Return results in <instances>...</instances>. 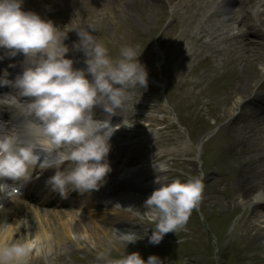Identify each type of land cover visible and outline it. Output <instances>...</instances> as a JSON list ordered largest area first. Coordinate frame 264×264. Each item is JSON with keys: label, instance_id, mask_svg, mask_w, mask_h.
Segmentation results:
<instances>
[{"label": "clouds", "instance_id": "obj_1", "mask_svg": "<svg viewBox=\"0 0 264 264\" xmlns=\"http://www.w3.org/2000/svg\"><path fill=\"white\" fill-rule=\"evenodd\" d=\"M22 3L0 0V49L10 57L17 52L23 55L22 70L12 79L6 69L0 70V86L14 90L0 93V107L20 118L8 127L0 121V178L27 182L34 169L39 175L51 168L44 183L61 198L71 191L97 190L111 171L107 159L110 137L120 127L110 124L108 117L132 99L134 89L147 85V71L138 60L141 50L123 45L111 57L88 31L73 28L79 39L72 47L85 57V67H73L72 59L65 56L67 31L22 9ZM93 106L102 108L103 119L94 118ZM151 166L156 173L153 183L158 186L144 199L141 218L153 225L147 239L156 244L165 233H175L186 223L201 199L203 173L181 181L169 179L166 162L153 160ZM18 188L13 191L18 193ZM142 236L127 231L114 239L125 248ZM52 252L50 236L0 240V264H30L33 258L46 259ZM105 264L162 261L154 254L142 259L132 251L108 258Z\"/></svg>", "mask_w": 264, "mask_h": 264}, {"label": "bare ground", "instance_id": "obj_2", "mask_svg": "<svg viewBox=\"0 0 264 264\" xmlns=\"http://www.w3.org/2000/svg\"><path fill=\"white\" fill-rule=\"evenodd\" d=\"M155 0H148L149 4H154ZM253 5V4H252ZM231 4L228 0H187L183 6L182 11L187 14L185 20L189 23L184 25V29L180 30L178 33L170 29V33L176 35L177 37L184 38L191 30H195V27L199 28V24L210 21L209 12H214L217 18L221 21L217 22L221 24L220 28L216 31L220 37L218 43L222 47L221 54L218 59V69L223 72L217 71L214 68L213 71L206 70L200 75L196 76V81L198 84L200 82H208L210 85H216L219 87L223 80H228L227 86L221 88V91L225 93V98L222 99L225 108L223 111L222 118H228L227 123L222 128V133L217 135L219 148L224 151H231L234 148L242 150L244 153H252L253 158L250 161H244L241 166H236L233 168L234 173V186L229 185L232 191H237V195L242 201L247 197L252 199L246 201L247 204H252L253 206L258 205L259 208L264 205V116L262 108H258L259 115L256 112L247 111L243 105V99L249 94V92L254 89L256 85V79L254 76L250 75L251 69L254 68L255 64H259L264 68V10L262 7L256 9L253 7L249 9V14L253 16L250 21L254 27H257L258 37H255L250 43L246 40L242 41L241 29L239 26L242 25L247 19L241 14H231ZM194 10V11H193ZM181 11V12H182ZM196 17V19H195ZM195 19L190 21V19ZM242 21V22H241ZM211 27L209 29H215L213 24H209ZM88 28V27H87ZM252 28V26H251ZM253 31H251L252 33ZM213 34V33H211ZM210 34V35H211ZM209 35V36H210ZM179 38V39H180ZM180 41V40H178ZM248 43V44H247ZM165 49L166 53L172 58L177 52L180 53V59L178 61V66L186 64L188 62L187 57L182 55L185 48H189L187 42H183L180 47L169 46ZM199 49L204 51L206 45L203 43L199 44ZM78 53L82 60L85 59L84 54L78 49ZM0 55H6L3 49H0ZM10 57V56H9ZM19 59L23 58V55L19 52L15 56ZM22 57V58H21ZM23 60V59H22ZM73 67L83 68L82 64L73 63ZM208 65H204V68ZM194 70L189 71L185 74L183 82L185 85L188 83V77L194 74ZM264 72V70H263ZM259 77V75H258ZM219 78V79H218ZM235 82L234 88L232 87ZM256 93V92H255ZM204 96L209 98V93L207 89L204 90ZM133 102L130 106H126L129 102H125V105L117 109L123 116L127 118H132L134 116H139L133 113L134 108L139 107V103H136L138 96H133ZM199 98L193 102L195 106H199ZM147 107V105H143ZM235 111V113H234ZM248 113V120L242 122V116ZM94 118L102 119L99 116H94ZM163 129H167L164 127ZM136 134L127 135L126 139H131ZM117 137L122 138V135L110 137V145L118 144ZM167 142V137L161 138L159 134L150 133L148 137H144L141 140H136L131 143L128 150H135L136 155L131 158L130 163L133 165H144L147 170H140L138 173L139 183L133 182H123L126 186L124 190L120 186L119 189L115 190L110 198H112L116 192H121V197L123 200H118L119 203L112 202V204L103 205L101 207H95L91 209L96 211L98 209H103L104 213L98 214L96 216L92 215H80L76 217V220L67 219L68 213L64 210H51V211H40L36 213L35 207H25L19 212H22V221H20L16 216L10 217L8 214L5 216H0V240L5 237L11 239H28L30 236H50L51 240L54 241L53 252L46 259L41 257H35L30 261V264H40V260L44 259L46 262L57 259H63L67 257L74 251H83L79 248L76 241L75 244L69 241L66 236L67 233H72L79 238L84 235L92 243V251L96 253H109L110 249L124 248L122 242H118L114 239L120 232L134 231L137 235H149L150 232L147 229L148 225L143 220L136 222V217L133 215V207L137 205L136 198L142 196L143 199L146 198L148 194L157 187L153 183V177L156 173L152 169V161H164V158L169 154L170 151L180 152L186 144L176 145L165 144ZM191 148H185L184 152H190ZM235 149V150H236ZM127 150V151H128ZM212 151L211 154H213ZM108 155V154H107ZM169 177V173H167ZM123 191V192H122ZM201 195L204 200H216L222 194L220 190H212L210 193L206 192L204 187ZM201 193V194H202ZM211 198V199H209ZM202 200V198L200 199ZM122 202V203H120ZM117 206V207H114ZM132 207V208H131ZM122 208H124L122 210ZM8 209V207H6ZM38 209V207H37ZM5 209L2 207L0 209V214ZM9 210V209H8ZM125 210V211H124ZM6 211V210H5ZM10 211V210H9ZM252 219H250V226H257L258 231L249 235V238H260L264 236V211L260 209H254ZM90 214V213H89ZM70 216V215H69ZM246 216V215H244ZM43 220V222H40ZM2 222V223H1ZM144 235V236H145ZM129 242L128 244H130ZM127 244V245H128Z\"/></svg>", "mask_w": 264, "mask_h": 264}, {"label": "rangeland", "instance_id": "obj_3", "mask_svg": "<svg viewBox=\"0 0 264 264\" xmlns=\"http://www.w3.org/2000/svg\"><path fill=\"white\" fill-rule=\"evenodd\" d=\"M179 2L180 0H155L154 4H149L147 0H25L21 7L24 10L36 12L43 19H50L54 26L61 27L64 25L65 29L70 32H76L73 28L84 30L85 25L88 24L86 26L91 27V35L94 39L103 43L108 49V55L111 57H115L118 49L123 45L135 46L137 50H141L138 60L145 66L146 71L149 72L152 70V72L157 73L158 71L154 66L158 68L157 64L161 62V54L156 43L159 33L163 31V38H165L163 42L166 45L170 40L174 42V38L176 37V35L170 33V29L175 28L176 31H179L185 25V22L179 23L183 17L180 10H177L180 5ZM179 12L180 14H176ZM99 14H103V21L101 22L96 17ZM64 27L61 28L64 29ZM205 39L207 38L203 37L202 40ZM150 50L152 51V57L148 58V52ZM198 61L199 57L188 62L184 70H190L191 66L195 65ZM209 64H215L214 60L209 62ZM170 67H175V60H172ZM190 78H194V76L192 75ZM190 80L195 81V78ZM204 85V83L199 84L197 90L204 89ZM224 86H227L226 82H223L219 87L213 85V88L218 94L224 95V92H221V88ZM216 91L212 92L215 93ZM157 95L161 105L166 106L160 90L157 91ZM210 101L212 106L208 104L207 108L202 109L198 114L192 113L189 103L184 102L187 109L185 110L186 114L181 115L182 122L187 123L189 132L193 133V135L195 134L194 142L196 144L201 134L213 135L221 126L219 123L215 124L212 117H210V115H214V110H210L213 109L212 107L216 100L214 101L210 98ZM216 108L220 115L222 107L218 104ZM154 113L155 111L152 112L153 115ZM155 117L158 118L160 115ZM167 121L174 123V120L170 118ZM121 122L128 126L125 119H122ZM152 123L155 124V122ZM111 124L118 123L112 122ZM157 128V126H153L149 129L156 131ZM127 129L128 132L135 130L139 136L147 131L141 128L138 129L132 124ZM114 132H118V128ZM174 132L181 134L182 140L185 141L187 133L182 126L176 124ZM162 134L166 135L164 133ZM216 141L217 137L214 139V142ZM206 142L203 146L208 143ZM236 154L237 151L234 150L231 152L230 157L216 155L213 159H210L207 156L206 162L203 164V187L205 191L210 193L212 190H220L222 194L218 197V201L212 200L211 198H209L211 200H204L205 196L201 197L202 200L192 209L184 224L190 232L187 234V242L185 244L188 246L187 250L191 255L190 259L193 258L192 260H187L188 264H204L203 258L207 254V252H204L206 249L208 252L217 256V264H249L250 260H257L256 264H264V236L257 239L253 237L249 238V235L258 231L256 225L253 227L250 226L253 211L256 208L264 211V208L245 203L251 197L245 198V201L241 203L238 199H233L230 190L227 192L224 190L225 186H228L231 179H233V172L230 167L252 159V155L250 154H242L237 158ZM194 157H197L196 153H194ZM192 164L193 162H187L182 167H176L179 176H181V171L186 174H191L190 167ZM194 167L196 174H200L197 159L194 160ZM173 178H176V176ZM201 195L205 194L202 193ZM233 201L238 202V207L235 210L231 208L232 205L230 202ZM243 209L245 213L247 212L246 216H242ZM138 211L140 213L139 215L137 214ZM133 212L135 217H137L136 221L145 220L150 227L153 226L146 219L141 218L143 216V200L140 199L137 201V206L134 207ZM210 221H212V229L214 228L218 232L226 234V239L223 242L218 237L214 238L215 234H213V231L206 227V224ZM151 231L152 229L150 228ZM68 236L71 241L74 240L75 235L69 234ZM80 238H83V244H86L85 249L88 250V246H91L89 240L85 236H80ZM161 239L163 240L164 238L162 237ZM194 239L197 240V245H194ZM213 241H215L218 247L213 244ZM147 243H149L147 236H143L125 248L113 247L105 255L108 256L106 257L107 259L119 258L124 252L128 253L132 251H141L146 255L153 251H146L145 248L139 246ZM161 249H163V252L160 253L165 256L164 251L170 250L171 248L163 246ZM254 251L257 255L253 254ZM84 252H75L64 259H57L53 263L41 259L40 264H94L93 255L97 253L87 252L86 250ZM165 257L168 260L161 259L162 264L179 263V258L173 255L171 251ZM214 263L213 260L211 264Z\"/></svg>", "mask_w": 264, "mask_h": 264}]
</instances>
